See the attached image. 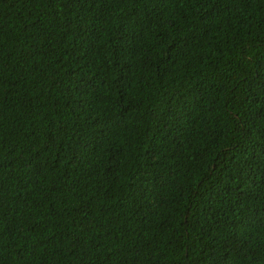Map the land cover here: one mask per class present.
Masks as SVG:
<instances>
[{
  "label": "trees",
  "instance_id": "obj_1",
  "mask_svg": "<svg viewBox=\"0 0 264 264\" xmlns=\"http://www.w3.org/2000/svg\"><path fill=\"white\" fill-rule=\"evenodd\" d=\"M95 1L0 0V264H264V0L209 1L226 70L204 0Z\"/></svg>",
  "mask_w": 264,
  "mask_h": 264
},
{
  "label": "clouds",
  "instance_id": "obj_2",
  "mask_svg": "<svg viewBox=\"0 0 264 264\" xmlns=\"http://www.w3.org/2000/svg\"><path fill=\"white\" fill-rule=\"evenodd\" d=\"M166 2L165 4V11L164 13H160L159 16L163 15V17L171 16V11L169 9V6L167 2L169 0H163ZM192 1V5H194V0ZM210 0H204L203 2H199L200 9L206 13L203 14V19L205 22L209 25L211 29V34L209 35V38L213 44H215V47L218 48V50L215 52V57L217 62L219 63L222 70L229 69L231 66L235 64V60L232 59L234 57V53L232 51H228L224 48L222 41H223V35L224 30L220 25V21L217 19L218 11L215 9L209 10L208 3ZM227 4L230 2V0H226ZM108 5L110 6L111 1L106 0V2H102V0H99L98 3L95 1L92 3V7L89 11V15H92L94 11L97 9L98 5ZM135 10L138 11V17L133 19L130 22L129 26H134L137 23H143L148 21V15L144 10V7L141 5H135ZM133 8V9H134ZM132 9V10H133ZM108 10V9H107ZM88 15V16H89ZM159 23H161L165 30L169 29V26L164 21L159 20ZM175 33L178 37V42L176 44L171 43L169 41L163 42L160 44L162 48H169L171 52H178V55L183 58L181 64L185 65L189 71H186V69H182V73L187 78L192 77H206L207 71L209 69L210 64V57L199 50V45L201 44V33L199 32L198 28L193 27H184L182 24H175ZM183 28V29H182ZM131 31V29H129ZM181 32V34H179ZM147 37H144L142 42L143 44H146L149 41V38H152L151 34L148 32ZM194 51V53H192ZM192 53V54H191ZM264 65L258 66V69H262ZM201 217V212L199 210H186L184 213H182L181 221L184 225H188L192 220L198 219Z\"/></svg>",
  "mask_w": 264,
  "mask_h": 264
}]
</instances>
